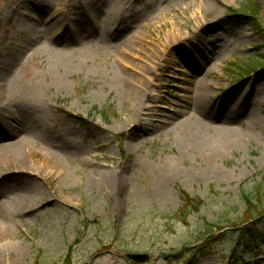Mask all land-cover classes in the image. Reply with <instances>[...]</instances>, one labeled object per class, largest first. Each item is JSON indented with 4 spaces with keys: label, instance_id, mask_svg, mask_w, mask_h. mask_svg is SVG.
Wrapping results in <instances>:
<instances>
[{
    "label": "rangeland",
    "instance_id": "374dc122",
    "mask_svg": "<svg viewBox=\"0 0 264 264\" xmlns=\"http://www.w3.org/2000/svg\"><path fill=\"white\" fill-rule=\"evenodd\" d=\"M253 3L264 26V0H0V64L17 87L0 116V264H264V217L248 221L264 208V68L236 71L264 46L256 18L229 17ZM33 21L77 38L15 62ZM19 121L35 131L14 154ZM185 125L241 144L197 147ZM182 191L199 212L181 215ZM248 227L262 238L234 246Z\"/></svg>",
    "mask_w": 264,
    "mask_h": 264
},
{
    "label": "bare ground",
    "instance_id": "6f19581e",
    "mask_svg": "<svg viewBox=\"0 0 264 264\" xmlns=\"http://www.w3.org/2000/svg\"><path fill=\"white\" fill-rule=\"evenodd\" d=\"M68 4H69V2L67 1L65 6H68ZM65 6H64V8H65ZM56 10H58V9H56ZM40 25H41V23L37 22V21H33V23H31V22L26 23L25 40L19 41L17 46L14 47V49H13L15 62L17 60L19 61L29 48L38 46L41 41H43L44 39L47 40L48 37H52V39L55 38L54 40H56V41H60V42H63L65 44H68L69 42H72L75 40V38H77V37H74V35H78L77 30L74 27H73L72 31H70L72 27L69 28V27H65V26H59L58 30H56V29L51 30L50 29L51 27L49 25H47V29H45L44 31H41L39 29ZM176 41L177 40L171 41L173 43L172 44L173 46L171 48H173L177 45L178 42H176ZM10 66H12V62L11 63L9 62L7 64H5V62H4V63L0 64V104H2V105H0V116L5 112L4 110L6 108L5 106L8 102V99H10L12 93H14L17 89V87L15 86L14 83H12V82L6 83L4 81V79H5L4 75L8 71L7 69ZM125 87H126V94L125 95L128 97V103L131 105L132 101L135 102L136 100L140 99L142 92L145 89V84L143 81H141L136 76L132 80H129V79L125 80V82H123V88H125ZM199 105H200L199 106L200 109H202L205 113L208 112L210 102L207 100V98H205V97L201 98L200 97ZM205 116H207V114H205ZM134 117H137L138 118L137 121L141 122V117L139 115H137V116L135 115ZM21 119H24V118H21ZM17 123H19L18 129H20V128L24 129L27 132V135L24 138H22L21 140H19L15 145H13L12 148H10V150L12 152H14V154H18L20 151V148L26 146V143L29 141V140H27L28 137H32L31 132L35 131L33 126L30 124L25 125L22 121H19ZM183 128H184L183 129L184 132H191V134L192 133H198V135H200V140L193 142V143H196V146L200 147V148L210 147L213 149H219L218 143H222V147H225L226 145H228V147H237V146H239V144H241L237 140L238 139L237 135L233 134L231 131L227 130L224 127H218L211 136H207V135L203 134V132L206 128H204L201 125H199V127L195 128V129H191L187 125H185ZM212 131H213V129H212ZM64 134H66V132H64ZM62 135L59 134L60 139H61ZM26 137H27V139H26ZM54 164H55V167L59 170V172H61V170H62L63 172H65L66 175L68 174V172L64 169V167H62L63 165L61 163H59L58 160L54 161ZM110 180H111V178H110ZM13 202L6 201V205H12Z\"/></svg>",
    "mask_w": 264,
    "mask_h": 264
},
{
    "label": "trees",
    "instance_id": "16d2710c",
    "mask_svg": "<svg viewBox=\"0 0 264 264\" xmlns=\"http://www.w3.org/2000/svg\"><path fill=\"white\" fill-rule=\"evenodd\" d=\"M254 3L252 4L254 12L253 10L252 11L250 10L251 7L248 9V7L245 6L242 9H240L242 10L241 12L239 10L230 9L234 14L229 15V17L236 18L239 16L250 20L251 19L255 20L254 18H256V21L251 23V28L253 29L255 35L261 40L262 45L264 46V26H261L259 24V19L255 12L256 5ZM257 60H258L257 62H253L250 65H245L242 68L238 67L236 71L238 72V74H240V76L242 75L245 76L244 74L249 75L258 68H264V56L257 57ZM244 199L248 206L252 205L249 196H245ZM181 201H182L181 215L185 217L191 215L194 212H199V210H201V208L204 206V202L202 201L201 198L192 197L184 191L181 192ZM252 209L253 210L248 211V216H249L248 221L250 222L251 225H253L255 221L259 220L261 217H264V208L253 207ZM252 217L253 218L258 217V218H256V220H253ZM261 238H262L261 235L257 233L254 227H248L247 231L241 233L240 239L238 240V242H235L234 246H239L241 245L242 242H244L242 244H244L245 246H247V248H249L251 244L257 243Z\"/></svg>",
    "mask_w": 264,
    "mask_h": 264
},
{
    "label": "water",
    "instance_id": "95a60500",
    "mask_svg": "<svg viewBox=\"0 0 264 264\" xmlns=\"http://www.w3.org/2000/svg\"><path fill=\"white\" fill-rule=\"evenodd\" d=\"M128 256H129V258L131 260H138V261H142L143 259L146 258L145 256L143 257V256H140V255H133V254H130Z\"/></svg>",
    "mask_w": 264,
    "mask_h": 264
}]
</instances>
